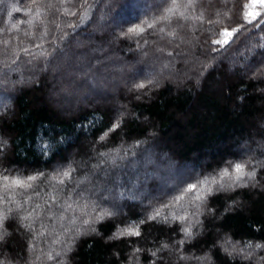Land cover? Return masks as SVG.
<instances>
[{
    "label": "trees",
    "instance_id": "trees-1",
    "mask_svg": "<svg viewBox=\"0 0 264 264\" xmlns=\"http://www.w3.org/2000/svg\"><path fill=\"white\" fill-rule=\"evenodd\" d=\"M254 5L0 0V178L35 177L29 188L0 180V264H264V5ZM115 17L124 25L107 29ZM90 38L96 53L79 64L73 45ZM101 50L108 62L96 66ZM69 61L87 71L86 90L105 77L111 93L62 107L59 78L39 70ZM125 70L136 75L116 85L112 72ZM145 73L158 81L132 89ZM237 163L254 177L234 181ZM171 175L182 179L157 190Z\"/></svg>",
    "mask_w": 264,
    "mask_h": 264
},
{
    "label": "rangeland",
    "instance_id": "rangeland-1",
    "mask_svg": "<svg viewBox=\"0 0 264 264\" xmlns=\"http://www.w3.org/2000/svg\"><path fill=\"white\" fill-rule=\"evenodd\" d=\"M158 1L164 2L166 0H158ZM250 3H251V5L255 4L254 6L259 5V4L264 5V0H250ZM147 5H149V3L146 1V6ZM123 23H124V20H122V18L119 19V18L115 17L114 19L110 20V22H108L107 29H113V30L117 31L118 29L122 28V26L124 25ZM94 44L95 43L91 40V38L87 39V40H83V41H81V39H80L76 44L74 43V45H73L74 49H76V48L80 49V50L83 49L84 57L81 56V58H78L79 64H84L85 61L88 62L89 58L91 56H93L94 53H96L95 50L93 49ZM101 51L98 52L99 53V54H97L98 56H101L100 54L105 53V51H102V52ZM84 52H86V53H84ZM103 56L100 57L101 58L100 61L95 63L96 66L99 65L100 63H102L104 65L107 64V62H108L107 58H104ZM79 64H76V65L74 63L71 64V62L69 61L65 65L64 69H59L60 71H58L57 70L58 68H54V66H55V63H54V66L52 65L50 67L49 65H47L46 67L39 70V73L50 72V73H53V75L56 79L59 78L58 80L53 81L54 84L52 85V98L54 100L58 101L59 103L64 101L65 104L63 103L62 107H67L66 105H68V103L70 104L72 102H76L79 100L82 102V100L88 101L89 99H93L97 96L96 93L99 94V96H101L103 98V97L107 96L108 94H110L111 90L113 88V84L110 80L107 81V79L105 77H101L100 80L99 79L96 80V84L94 86H92L90 91H89V89L86 90V88H84V85H82L80 80H82L83 77L85 76V74H87V71L83 70V73H82V71L79 72V70H78ZM74 71L79 72L80 75H77ZM105 71H106V73L107 72L111 73V68H107ZM57 73L60 75V77H56ZM128 73H131V75L133 77L136 75L134 72H131L129 70H125V71H123V73H119V74H117V72L113 71L111 75L114 76L113 81L117 83L116 85H119L122 87V86H125L127 84L126 75ZM17 80H19L21 82L23 81V79H21V78H18ZM136 80L137 81H134L133 84H131L132 89L138 88L139 84L153 85L154 83H156L158 81V77H156V76L155 77H149L145 73V74H141L140 77H138ZM10 85H11V83H10ZM4 101L6 102V99L4 97L2 99H0V105ZM147 158L148 159L146 160V163L148 161V163H150V165L153 166L154 160L151 159L152 157L147 156ZM186 170H187L186 172H188V173L193 172L191 168H187ZM182 177L185 178V175H183ZM155 178L157 179V175H150L149 179L152 180ZM179 179H182V178H180V176H174V175L165 176L164 179L162 178L163 184H160L158 186L157 190H161V189L163 190L166 187L169 188L170 186L168 183H170V180L178 182V181H180ZM131 196H132V194H131ZM137 196L140 197V196H142V194H138ZM137 196L133 194V198L137 199Z\"/></svg>",
    "mask_w": 264,
    "mask_h": 264
},
{
    "label": "snow or ice",
    "instance_id": "snow-or-ice-1",
    "mask_svg": "<svg viewBox=\"0 0 264 264\" xmlns=\"http://www.w3.org/2000/svg\"><path fill=\"white\" fill-rule=\"evenodd\" d=\"M172 3L173 5H176L177 3V0H172ZM166 11H171V9H166ZM246 16L248 15H251V13H248L246 12L245 13ZM166 17H160L159 19H165ZM251 22V21H249ZM153 25L151 23L148 24V27L151 28ZM143 31V28L139 27V26H136L134 28H130L129 29V32H136V33H139V32H142ZM235 31V30H233ZM223 36L225 37H230L232 35V32H228V31H225L222 33ZM228 40L227 39H224L223 41L221 40H214L213 43H217V44H225L227 43ZM139 87H143V85H139ZM114 127H116V125H114ZM234 171H235V176H234V181H239L242 177L244 176H248L249 179L253 178L255 173L254 172H245L244 171V165L241 164V163H237L234 165ZM69 173L68 172H65L64 173V176H68ZM231 174L228 172L227 169H224L221 173V178H223L224 176H230ZM35 179V177L33 176H29L26 178V180L24 179H20V178H17V177H13V178H9L7 176H4L2 178H0V180L3 181V188L4 189H13V188H29L31 187V184L28 183L30 181H33ZM62 182V181H61ZM212 183H216V180L213 179ZM209 182L208 180H204L202 182H200V187L202 189H205L206 192L210 193L212 191L211 187L208 186ZM207 186V187H206ZM197 187V185H194V184H190L188 185V188L186 189V191H192L193 189H195ZM179 198H182V197H179ZM197 199H203V195H198L197 196ZM158 215V213H157ZM27 217H24V219H26ZM152 218V217H150ZM85 223H87V221H85ZM141 223H143V221H141ZM128 232V234H135V235H139V232L134 229V228H130V229H127L126 230ZM187 232V230H186ZM2 238V237H0ZM49 259H51V256L49 257Z\"/></svg>",
    "mask_w": 264,
    "mask_h": 264
}]
</instances>
